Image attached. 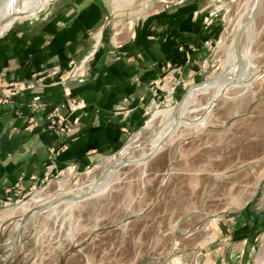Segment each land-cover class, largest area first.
Returning a JSON list of instances; mask_svg holds the SVG:
<instances>
[{"label": "rangeland", "instance_id": "374dc122", "mask_svg": "<svg viewBox=\"0 0 264 264\" xmlns=\"http://www.w3.org/2000/svg\"><path fill=\"white\" fill-rule=\"evenodd\" d=\"M119 1L117 8L116 0H109L113 14L106 21L108 31L94 43L90 59L104 38L116 43L156 11L187 2ZM197 1L193 5L209 12L205 20L216 27V38L205 42L196 74L184 76L179 67L167 64L144 125L126 138L124 147L137 146L135 154L142 147L149 148L154 133L150 130L165 127L163 113L175 107L191 87L211 81L222 70L233 28L250 0ZM241 40L250 63L247 81L227 89L221 85V97L208 113L204 108L215 90L200 93L186 111L185 122L165 139L146 166H122L105 191L74 207L60 203L45 210L23 230L9 259L0 248V264L7 259V264H220L217 258L229 254L236 258L232 248L229 253L225 250L223 234L234 231L243 215L264 223V0L252 31ZM181 111L182 107L180 115ZM150 117V124L145 125ZM122 149L84 171L53 174L2 207L0 244L11 242L31 213L20 206L32 210L66 192L81 193L105 173ZM253 264H264V243Z\"/></svg>", "mask_w": 264, "mask_h": 264}, {"label": "crops", "instance_id": "0c3cea01", "mask_svg": "<svg viewBox=\"0 0 264 264\" xmlns=\"http://www.w3.org/2000/svg\"><path fill=\"white\" fill-rule=\"evenodd\" d=\"M187 2L156 11L116 43L104 38L76 79L69 76L72 63L91 57L108 31L109 0H54L0 35V210L53 174L84 171L119 152L129 133L144 125L167 64L184 76L196 74L205 42L216 38L217 29L206 23L209 12L193 5L197 0ZM15 82L35 88L8 95ZM68 92L82 101L72 115L61 107ZM59 107L70 124L63 133L49 128L50 113ZM240 219L223 234L225 250L232 248L236 258L216 262L253 264L264 223Z\"/></svg>", "mask_w": 264, "mask_h": 264}, {"label": "bare ground", "instance_id": "6f19581e", "mask_svg": "<svg viewBox=\"0 0 264 264\" xmlns=\"http://www.w3.org/2000/svg\"><path fill=\"white\" fill-rule=\"evenodd\" d=\"M53 1L54 0H5L2 6L0 7V35L5 33L8 29H10V27H12L16 22L22 20L23 18H29L33 15L39 14L42 10L47 8ZM257 2L258 0H250L246 12L241 15L236 21V24L233 28V40L230 48H228L227 57L224 60L222 70L218 74L214 75V77L212 76V78L214 79H212L211 81L203 84L194 85L189 89L180 106V109L182 107L181 115L180 110L177 112V114H175L176 106L168 109L165 113H163V115H165L166 125L163 129H160L159 131L150 130L151 133H154L150 135L151 139L149 148L142 147L139 153L135 154L134 152L137 149V146L131 147L130 145H126L122 149L119 156L115 155L112 157L113 162L111 163L110 167L105 171V173L99 179H94L86 189L82 190L81 193L66 192L50 200L42 202L38 207L32 210H29L27 207L20 206L19 209H22L27 212L31 211V213L26 215L23 220H26L29 216H31L36 210L41 207H46L47 209L53 210L60 203H66L68 206L74 207L80 201L67 199L71 196L90 195L92 197L96 193L98 194L105 191L109 187L117 169L122 166L129 164L146 166L148 158L156 155L162 149L165 139L172 134L173 130L178 125L185 122V120L187 119L185 117L186 111H188V108L195 103V99L200 93H203L206 90H215L213 92L210 102L204 108L205 113H208L211 111L215 101L221 97L220 95L222 93V90L219 91V87H221V85L225 84V87L227 89L231 85L235 86L247 81L250 72V63L246 60L247 51H245L241 47L240 55L242 66H240V61L238 59V54L235 48V39L240 31H242L243 35L247 34V36L248 33L252 31L255 22L249 24H247L246 22L249 20V18L255 11ZM115 7H121L119 0H116ZM152 118L153 117H150L145 125H147ZM142 131L136 133V138H139L141 136ZM61 197H65L66 200L64 198L63 201H55ZM13 249L14 248H4L8 257L13 253Z\"/></svg>", "mask_w": 264, "mask_h": 264}, {"label": "built area", "instance_id": "2783aa9c", "mask_svg": "<svg viewBox=\"0 0 264 264\" xmlns=\"http://www.w3.org/2000/svg\"><path fill=\"white\" fill-rule=\"evenodd\" d=\"M89 58L90 57H86L82 62H79V63H75V62L72 63L70 70H69V76L71 79H76L79 77L81 72L85 70L86 64ZM9 86H12L13 89L7 90L9 91L7 93L8 95H15L20 92H24V91L35 88V85L32 83L27 84V83H20V82L11 83ZM61 107L62 109L68 110L69 115H72L73 113H75L82 107V101L76 97H72L70 95V92H68L67 102L66 104H63ZM61 107L52 111L49 116V120L51 121L49 128L54 129L58 133H63V132L70 130V124H69L68 119L66 117L64 118L63 116L59 114V109ZM59 153L60 152H57V154ZM72 169L75 170V168L72 167V168H69L68 171Z\"/></svg>", "mask_w": 264, "mask_h": 264}, {"label": "water", "instance_id": "95a60500", "mask_svg": "<svg viewBox=\"0 0 264 264\" xmlns=\"http://www.w3.org/2000/svg\"><path fill=\"white\" fill-rule=\"evenodd\" d=\"M5 0H0V7L2 6V4L4 3ZM262 2L263 0H258L257 2V5H256V8H255V11L253 12V14L251 15V17L249 18V20L246 22L247 24L249 23H252V22H255L257 17H258V14L261 10V7H262ZM242 31H240L235 39V48H236V52L238 54V59L240 61V66H242V61H241V55H240V49H241V39H242ZM185 96L182 97V99L177 103L176 107H175V114H177V112L180 110V106L182 104V101L184 99ZM151 158V157H150ZM148 158V160L150 159ZM90 195H78V196H71L67 199H70V200H77V201H83L85 200L86 198H88ZM65 197H61L55 201H63ZM66 200V198H65ZM47 208L46 207H41L39 208L38 210H36L31 216H29L26 220L23 221V223L19 226L18 228V231L14 237V239L7 243V244H0V248H14L13 249V253L15 251V249L17 248L18 246V242L20 241L21 239V235H22V232L23 230L26 228V226L31 223L33 221L34 218H36L38 215H40L41 213H43ZM12 253V254H13ZM12 254L8 257V259L12 256ZM8 259L5 261L4 264H7L8 262Z\"/></svg>", "mask_w": 264, "mask_h": 264}]
</instances>
